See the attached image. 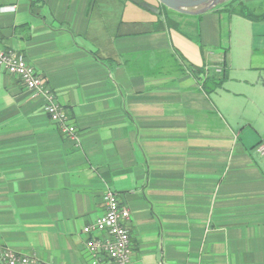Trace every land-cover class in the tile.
I'll list each match as a JSON object with an SVG mask.
<instances>
[{
  "label": "crops",
  "instance_id": "1",
  "mask_svg": "<svg viewBox=\"0 0 264 264\" xmlns=\"http://www.w3.org/2000/svg\"><path fill=\"white\" fill-rule=\"evenodd\" d=\"M143 1L160 13L0 0V48L45 78L80 135L0 70V249L88 264L83 228L112 190L130 212L129 264H264V21L240 7L257 1L200 15ZM214 66L219 87L202 73Z\"/></svg>",
  "mask_w": 264,
  "mask_h": 264
},
{
  "label": "built area",
  "instance_id": "2",
  "mask_svg": "<svg viewBox=\"0 0 264 264\" xmlns=\"http://www.w3.org/2000/svg\"><path fill=\"white\" fill-rule=\"evenodd\" d=\"M0 70L17 77L32 97L44 99V112L75 145L80 144L77 127L67 112L57 101L54 92L45 78L26 61V58L13 50L0 48ZM223 73L222 66L205 68V73ZM264 156V143L257 147ZM104 213L92 224L83 228L88 235L86 248L90 255L88 264H129L132 243L129 231L130 212L123 206L115 192L107 190L104 194ZM0 264H54L43 262L36 257L17 253L11 249H0ZM64 264V263H58Z\"/></svg>",
  "mask_w": 264,
  "mask_h": 264
},
{
  "label": "water",
  "instance_id": "3",
  "mask_svg": "<svg viewBox=\"0 0 264 264\" xmlns=\"http://www.w3.org/2000/svg\"><path fill=\"white\" fill-rule=\"evenodd\" d=\"M146 10L160 13V9L143 0H132ZM230 0H158V2L174 12L185 15H200L221 6Z\"/></svg>",
  "mask_w": 264,
  "mask_h": 264
},
{
  "label": "trees",
  "instance_id": "4",
  "mask_svg": "<svg viewBox=\"0 0 264 264\" xmlns=\"http://www.w3.org/2000/svg\"><path fill=\"white\" fill-rule=\"evenodd\" d=\"M236 1L237 0H230L229 2L223 4V5L219 6V7L223 8V9H226V10L230 9L232 7L233 3L236 2ZM241 13L247 19H250V20H253V21H264V13L256 15V14H252V13L246 12L244 9H243V11ZM166 22H167L168 25H171V22H169L168 20H166ZM202 73H204L205 82L206 81L212 82L214 87H219L224 82V80L226 79V71L224 70V68H223V73L219 74V75H217V74H215L213 72H209V74H206L205 70Z\"/></svg>",
  "mask_w": 264,
  "mask_h": 264
},
{
  "label": "rangeland",
  "instance_id": "5",
  "mask_svg": "<svg viewBox=\"0 0 264 264\" xmlns=\"http://www.w3.org/2000/svg\"><path fill=\"white\" fill-rule=\"evenodd\" d=\"M257 2H250V3H246L240 7H244L245 8V11L248 12V13H256V12H264V0H256ZM134 6H137V5H134ZM138 8H141L140 6H137ZM140 10H144L143 8H141ZM142 12H145L144 14H149L147 16H152L154 18H157V14H154V13H151V12H148V11H142ZM148 12V13H146ZM259 145H257V147H259Z\"/></svg>",
  "mask_w": 264,
  "mask_h": 264
}]
</instances>
